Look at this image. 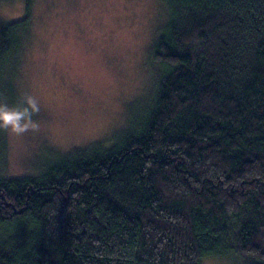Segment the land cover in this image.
<instances>
[{"label": "trees", "instance_id": "1", "mask_svg": "<svg viewBox=\"0 0 264 264\" xmlns=\"http://www.w3.org/2000/svg\"><path fill=\"white\" fill-rule=\"evenodd\" d=\"M16 1L21 17L0 16V108L32 29L35 0ZM160 4L163 68L141 116L108 147L0 179V264H264V0Z\"/></svg>", "mask_w": 264, "mask_h": 264}, {"label": "rangeland", "instance_id": "2", "mask_svg": "<svg viewBox=\"0 0 264 264\" xmlns=\"http://www.w3.org/2000/svg\"><path fill=\"white\" fill-rule=\"evenodd\" d=\"M162 9L160 0L34 1L10 98L16 107L0 108V179L38 173L95 143L108 147L138 119L163 68L151 59ZM22 10L20 1H7L0 16L13 20ZM238 259L212 255L200 264Z\"/></svg>", "mask_w": 264, "mask_h": 264}]
</instances>
